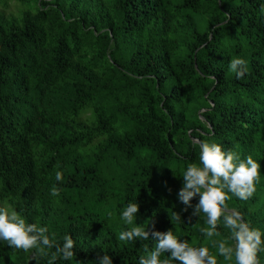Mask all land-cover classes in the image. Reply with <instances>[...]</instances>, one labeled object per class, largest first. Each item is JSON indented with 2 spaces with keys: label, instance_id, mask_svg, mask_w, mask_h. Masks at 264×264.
I'll list each match as a JSON object with an SVG mask.
<instances>
[{
  "label": "trees",
  "instance_id": "1",
  "mask_svg": "<svg viewBox=\"0 0 264 264\" xmlns=\"http://www.w3.org/2000/svg\"><path fill=\"white\" fill-rule=\"evenodd\" d=\"M205 140L260 162L253 195L226 202L264 229V0H0V206L57 244L71 235L76 256L55 264H139L156 241L119 239L130 201L138 225L229 264L216 244L229 230L204 236L198 197L186 211L178 200ZM54 252L2 242L0 264H49Z\"/></svg>",
  "mask_w": 264,
  "mask_h": 264
},
{
  "label": "clouds",
  "instance_id": "2",
  "mask_svg": "<svg viewBox=\"0 0 264 264\" xmlns=\"http://www.w3.org/2000/svg\"><path fill=\"white\" fill-rule=\"evenodd\" d=\"M229 70L236 79L245 78L248 67L242 57L230 60ZM261 164L251 155L241 158L232 150H224L221 144L205 140L200 142L199 162H189L182 171L183 185L178 193V200L186 208L193 207V198L198 197L193 215L206 214L207 227L200 232L206 237L218 236L219 226L229 230V237L216 242L219 255L229 264H261L258 253L264 251V229L254 227L244 219V215L230 209L227 200L234 195L240 200H248L256 191V184L261 177ZM63 171L56 172V180L62 181ZM58 186L53 187L52 195L59 196ZM139 204L129 202L124 207L120 220L125 228L119 234L121 241L137 239L156 241L155 248L149 250L144 245L146 255L139 258V264H219L218 257L210 253L208 247L195 246L187 239H182L173 229L166 232L150 230L136 223ZM178 222H184L174 213ZM154 227V226H153ZM15 250L29 252L36 250L41 255L51 254L49 264L57 259L70 261L76 256V241L67 234L62 244H57L49 235L48 228L37 223H30L14 207L0 206V243ZM97 264H113V258L104 254Z\"/></svg>",
  "mask_w": 264,
  "mask_h": 264
},
{
  "label": "water",
  "instance_id": "3",
  "mask_svg": "<svg viewBox=\"0 0 264 264\" xmlns=\"http://www.w3.org/2000/svg\"><path fill=\"white\" fill-rule=\"evenodd\" d=\"M193 142H194V143H198V144H199V141H197V140H193Z\"/></svg>",
  "mask_w": 264,
  "mask_h": 264
}]
</instances>
